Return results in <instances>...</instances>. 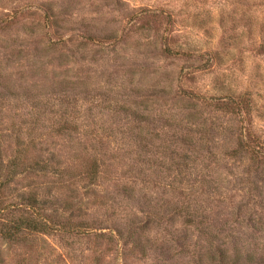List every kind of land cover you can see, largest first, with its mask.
Wrapping results in <instances>:
<instances>
[{
    "label": "rangeland",
    "instance_id": "rangeland-1",
    "mask_svg": "<svg viewBox=\"0 0 264 264\" xmlns=\"http://www.w3.org/2000/svg\"><path fill=\"white\" fill-rule=\"evenodd\" d=\"M0 264H264V0H0Z\"/></svg>",
    "mask_w": 264,
    "mask_h": 264
},
{
    "label": "trees",
    "instance_id": "trees-1",
    "mask_svg": "<svg viewBox=\"0 0 264 264\" xmlns=\"http://www.w3.org/2000/svg\"><path fill=\"white\" fill-rule=\"evenodd\" d=\"M201 98L203 100L206 99L205 97H201ZM217 101L220 102L225 107H227V106L229 107L230 106L229 108H231L232 110H238V111H240V110H243L244 109L243 106H242V104H244L243 103L244 102V97L242 95H240V94L230 95L228 97H224V99H218ZM36 220L37 219L35 217H33V219L31 221H27V224H28L29 227H24V228H31L34 231H40V229H39V228H41L40 226L41 225L43 226L45 224H43L42 222H40L38 220H37L38 221L37 222ZM14 225L11 226L10 229H15L17 227L16 228V230H17L19 228V226L17 225V222ZM10 229H7L5 231V234L4 235L6 237H10L11 236L10 233H8V230H10Z\"/></svg>",
    "mask_w": 264,
    "mask_h": 264
}]
</instances>
